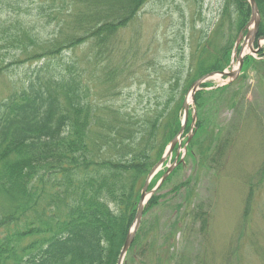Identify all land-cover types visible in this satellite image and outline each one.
I'll use <instances>...</instances> for the list:
<instances>
[{
    "label": "trees",
    "instance_id": "obj_1",
    "mask_svg": "<svg viewBox=\"0 0 264 264\" xmlns=\"http://www.w3.org/2000/svg\"><path fill=\"white\" fill-rule=\"evenodd\" d=\"M59 1L50 0L40 8L42 16L60 17L58 32L48 39L23 27L11 30L0 21V43L18 52L11 62H0V76L15 64L44 61L26 87L0 102V264H118L147 176L182 128L185 94L200 77L230 66L237 39L252 14L248 0H225L213 36L222 41L210 52L207 45L214 43L202 36L193 46L189 70L177 71L163 100L141 115L124 113L106 97L124 79V64L113 60L115 41L149 0ZM257 3L262 38L264 0ZM84 43L93 51L88 64L101 74L94 70L89 74L75 58L54 63ZM259 56L264 57V49ZM257 63L264 64V59L244 58L247 69ZM85 74L104 81V98L90 95L92 86ZM208 86L211 83L202 85ZM227 86L219 90L226 91ZM209 93L215 91L203 88L196 94V131L186 150V157L198 158L203 167L222 160L230 141L220 139L219 159L211 142L205 147L201 141L207 132ZM192 123L191 111L187 133ZM165 171L158 172L149 190ZM172 176L145 205L124 264H173L177 222L171 220L168 232L161 235L155 222L146 221L158 209L160 192ZM188 183L173 191L179 193ZM200 209L194 210L193 218L202 219V229L207 230L208 213Z\"/></svg>",
    "mask_w": 264,
    "mask_h": 264
},
{
    "label": "rangeland",
    "instance_id": "obj_2",
    "mask_svg": "<svg viewBox=\"0 0 264 264\" xmlns=\"http://www.w3.org/2000/svg\"><path fill=\"white\" fill-rule=\"evenodd\" d=\"M14 2L0 1V21L11 30L27 28L43 39L58 32L60 17L56 14L53 18L41 15V6L50 0ZM224 2L149 0L115 41L113 60L114 63L124 64L121 67L124 79L116 82L119 89L106 99L124 113L142 115L154 108L163 100L164 90L177 71L189 70L191 54L202 36L205 38L203 40L214 43L207 45L210 52L214 48L212 45L222 41L213 36ZM249 27L252 28V25ZM246 34L247 29L238 37L231 64L226 70L239 68L240 55L264 59L259 53L250 54ZM91 49L89 44L84 43L67 51L64 58L54 60V63L61 64L75 58L82 68H89V74L92 70L95 75L101 74L99 68L88 64L93 54ZM17 53L15 49L0 43V62H11ZM43 62L15 64L0 76V102L26 87ZM94 77L85 74L92 86L90 95L98 100L100 96L104 98L106 85L103 80L94 81L97 76ZM206 83H211V86L198 91L205 88L215 93L207 96V132L201 141L205 147L211 142L213 155L217 158L221 142L230 140L223 153L224 158L209 161L207 167H203L198 158L193 160L186 157V144H183L187 137L190 141L194 138L197 122L196 101L191 99L190 88L185 98L191 102L189 112L196 113L195 123L188 133L184 131L173 154L160 171L174 166L170 173L172 176L179 167V161L185 159V163L166 183L160 192L163 196L158 209L151 211L146 221L155 222L161 235L168 232L171 220L177 222L175 238L173 236V264H264V64L257 63L256 67L247 69L243 61L237 78L214 75ZM226 86V91L219 90ZM187 181L190 183L184 185L179 193L173 191L174 187ZM197 208H203V212L208 213L207 230L202 229V219L193 218ZM152 264L160 263L153 261Z\"/></svg>",
    "mask_w": 264,
    "mask_h": 264
},
{
    "label": "water",
    "instance_id": "obj_3",
    "mask_svg": "<svg viewBox=\"0 0 264 264\" xmlns=\"http://www.w3.org/2000/svg\"><path fill=\"white\" fill-rule=\"evenodd\" d=\"M248 1L250 3L251 12H252L250 25H252L253 28L248 29V32L245 36V40H246V42L249 43V47L251 50L250 54H253V53H258L262 49L263 46H262L261 42L264 41V38H259L258 48H255L254 45H255V42H256L257 37H258L259 26L261 23V13H260V9H259L257 0H248ZM239 41H240V39L238 40V43H239ZM239 61H240V66L237 70H232L230 72H228L226 70L221 71V72H211L209 74L202 76L197 81H195L194 84L192 85V88H191L192 101H195L196 92L201 88V85L204 82H206L210 77H212L216 74H220L222 76H229L232 78H237L238 75L241 73V69H242V65H243V61H244L243 55L239 56ZM184 108H185V117H184L182 129H181L179 135L172 141L170 147L168 148V151L163 156L161 161L151 170V172L148 175L147 181H146V183L142 189L141 199L139 202L138 211H137V215H136V219H135V225H134V228L129 232V234L126 238L125 244H124L122 251H121V254L119 256L118 264L124 263L125 257L129 251V249L131 248L133 242H134L136 232L138 231V229L141 225L142 219H143L144 209H145L146 203L148 202L150 197L162 186V184L165 182V180L167 179L169 174L174 169V166H171L168 169V171L164 174V176L162 177V179L160 180L158 185L152 191L148 190L149 184H150L152 178L159 172V170L161 169V167L163 166V164L165 163L167 158L173 153V149L177 145L180 136L185 131L186 124H187L188 117H189V111H190V101L188 98H186V100L184 102ZM195 118H196V115L194 114V120H195ZM189 140H190V138H189ZM178 157H179V155L177 156V158Z\"/></svg>",
    "mask_w": 264,
    "mask_h": 264
},
{
    "label": "bare ground",
    "instance_id": "obj_4",
    "mask_svg": "<svg viewBox=\"0 0 264 264\" xmlns=\"http://www.w3.org/2000/svg\"><path fill=\"white\" fill-rule=\"evenodd\" d=\"M262 44H264V41H262ZM244 56V55H243ZM217 76H220L219 74H217ZM146 181H147V179H146ZM146 181H145V183H146ZM145 185V184H144ZM132 230V229H131ZM137 233V232H136ZM136 236V235H135Z\"/></svg>",
    "mask_w": 264,
    "mask_h": 264
}]
</instances>
